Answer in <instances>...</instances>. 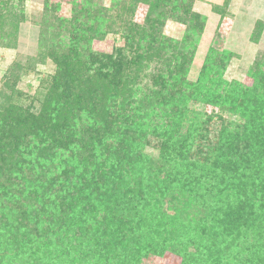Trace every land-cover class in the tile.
<instances>
[{
    "label": "trees",
    "instance_id": "obj_1",
    "mask_svg": "<svg viewBox=\"0 0 264 264\" xmlns=\"http://www.w3.org/2000/svg\"><path fill=\"white\" fill-rule=\"evenodd\" d=\"M46 2L39 46L44 45L56 60V73L36 113L14 104L17 90L1 94L0 130L40 132L51 139L58 137L65 149L72 150L56 177L20 154L21 161L13 155L5 161L16 167L7 179H25L38 197L43 213L30 222L39 218L36 235L52 238L48 242H53L55 251L33 243L25 252L31 242L22 240L31 235L21 225H13L15 240L6 245L5 253L0 252V264H139L141 256L167 249L183 254L184 264H199V260L204 264H264V57L250 70V86L227 81L225 61L212 56L199 80L192 83L187 76L195 41L190 40L196 39L186 38L184 44L167 51L169 42L160 35L168 20L185 18L191 33L204 31L206 19L192 12V0H73L70 18H63L60 4ZM140 5L148 8L143 25L133 21ZM25 18L16 0H0V39H8L3 46L18 43ZM263 24L257 23L253 33L257 39ZM56 25L59 32L54 35L51 30ZM124 31L128 56L122 51L116 57L92 54L95 40ZM61 36L66 48L58 39ZM154 59L164 64L154 77L163 81L155 83L163 90L156 95L158 106L150 102L144 111L142 105L136 108V117L149 122L154 135L170 139L174 133L169 122L156 121L165 111L160 112V99L174 114L187 94L197 93L224 112L239 116L237 128L242 127L241 131L223 129L216 150L207 152L210 162L183 164L180 160L165 177L153 173L151 164L146 167L141 143L149 130L130 123L133 116L125 111L136 95L140 74ZM169 74L172 80L164 81ZM96 150L113 161L96 162ZM168 194L182 198L171 202V208H178L174 216L162 203ZM147 195L149 217L143 218L141 197ZM59 206L63 209L57 211ZM46 210L49 214L44 215ZM49 217L51 229L45 228ZM24 220L21 215L16 222ZM145 227L148 240L139 238ZM185 237L188 242L198 240V246L192 249L196 242L187 246ZM201 253L204 259L196 256Z\"/></svg>",
    "mask_w": 264,
    "mask_h": 264
},
{
    "label": "rangeland",
    "instance_id": "obj_2",
    "mask_svg": "<svg viewBox=\"0 0 264 264\" xmlns=\"http://www.w3.org/2000/svg\"><path fill=\"white\" fill-rule=\"evenodd\" d=\"M46 1L16 0V4L26 16L19 34L18 43L3 46L8 45V39H0V97L1 94H10L11 92L14 93V89L17 90L19 98L14 100V104L18 108L29 110L31 113H36L40 110L46 95V85L48 86L52 82L57 67L56 60L46 53L45 49L47 48L44 45L41 46L43 49L39 46V41H41L39 38L40 22L42 16H44ZM77 1L81 2L82 0ZM192 1V12L206 19L205 29L202 33L199 35L191 33L189 31V23L185 22L186 18L182 21L168 20L165 27L160 31V35L169 42L167 51H169L170 46L175 47L176 44H184L186 38L196 39L190 40L195 41V53L187 80L196 83L207 58L212 56L213 58L216 57L218 61L222 57L225 61L227 68L224 72V78L227 81H237L241 84L252 85L253 80L250 76V70L255 61L264 57V27L258 39L253 36L257 29V23H264V0ZM49 3L62 6L61 15L63 18H70L72 11L75 9L73 0H49ZM226 5L227 7H225ZM147 11L148 8L145 5H140L133 21L143 25ZM51 31L54 35H57L59 32L58 26H54ZM125 31L123 34H110L104 40H95L92 54L116 57L118 52L122 51L128 56L124 51L127 35ZM58 39L63 41V46L66 48L67 43L63 40V36ZM143 43L147 45L145 41ZM56 44L58 45V43ZM57 50L59 51V49ZM32 59L34 60L32 61ZM162 67H164V64L158 63L157 59L145 66L143 73L140 74V79L135 84L136 95H134L133 100L128 105H125V111L133 116V121L130 123L140 124L143 131L149 130L146 132L147 138L141 143L143 148V155L141 156L147 161L145 163L146 167L149 168V164H151L153 173H157L159 177H165L172 170L174 164H178L180 160H182L183 164L197 161L200 164L207 161L210 162L207 152L216 150L220 135L223 136V129L234 131L241 123L239 116L224 112L219 106H215V104L202 98L199 93L192 97L187 94V100H183L177 106L174 114L171 111L172 107L166 101L159 100L160 112L165 111L158 116L156 121L169 122L173 127L174 133L170 139L167 136L154 135L153 129H149V122H144L136 117V114H138L136 108L142 105V110L144 111L150 102H152L153 107L158 106L156 95L163 90L162 86L160 87L159 84L156 85L155 83L163 81H154V77L157 70ZM169 79L172 80L170 74L165 76L164 81L169 82ZM167 89V91H171L170 86H167ZM118 109L122 110L123 108L119 107ZM1 128L2 125L0 124ZM195 129H198V131H195ZM240 129L242 127L237 128V131ZM32 134H25L21 128L10 129L7 132L0 130V182H2V188H0L1 254L5 253L6 245L15 240L13 233L17 229L13 225H21L25 229L26 235H31V237L26 236L22 240L31 242L28 244L31 247H26L25 252H28L27 250L34 246L33 243L39 246L45 244L47 249L55 251V247L52 245L53 242H48L52 241V238H47L44 234L36 235L35 231L39 218H36L37 220L34 223L30 222L31 217L35 218L40 213H43L38 197L29 189L25 179H7V174L15 173L16 167L13 162L5 163V161L10 159L12 155L17 156L20 154L27 158L23 160L31 162L37 167H46L44 169L45 173L51 172L53 177H56L63 170L61 164L71 158L72 150L65 149L63 142L58 137L51 139V136H45L40 132H32ZM190 137L194 141H191ZM76 150L77 148L73 147V152ZM21 156H17L19 161H21ZM109 158L103 151L101 153L96 150L94 156L96 162L103 163L105 161V164L110 163L113 159ZM90 168L92 167L90 166ZM147 176L149 178V172H147ZM35 177L36 172H34ZM141 200L144 206L143 218L149 217V195L144 198L141 197ZM181 200L182 198L176 194H168L162 199V203L167 207L170 216H174L178 209L171 208V202L176 203ZM168 207L171 209L169 210ZM59 209L62 210L63 207L60 208L59 206L57 211ZM46 214H49L47 210L44 211V215ZM21 215L25 217V220L17 224L16 221L19 220ZM26 217L29 219L26 220ZM47 219L49 224L45 228L51 229L53 225L50 222V217ZM139 235L140 239L148 240L149 228L145 227L144 231L139 233ZM136 239L135 241L137 242ZM186 240V245L189 247L196 242L192 249L198 246V240L192 242H188V238ZM53 253L59 256V253ZM197 255L200 256L199 259L201 257L202 259L205 258L202 253ZM182 256L183 254H176L167 249L161 253L147 254L143 258L141 256L139 264H184ZM17 258L18 256H15V260ZM199 261V264H204L201 260Z\"/></svg>",
    "mask_w": 264,
    "mask_h": 264
}]
</instances>
